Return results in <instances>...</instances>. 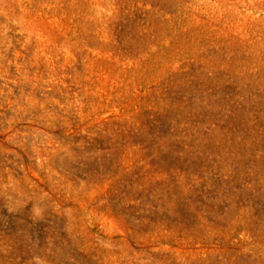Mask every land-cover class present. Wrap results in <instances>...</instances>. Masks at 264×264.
Segmentation results:
<instances>
[{
    "label": "rangeland",
    "instance_id": "obj_1",
    "mask_svg": "<svg viewBox=\"0 0 264 264\" xmlns=\"http://www.w3.org/2000/svg\"><path fill=\"white\" fill-rule=\"evenodd\" d=\"M0 264H264V0H0Z\"/></svg>",
    "mask_w": 264,
    "mask_h": 264
}]
</instances>
